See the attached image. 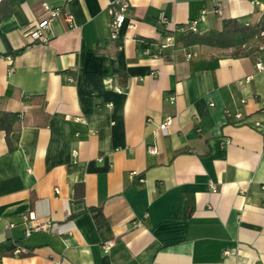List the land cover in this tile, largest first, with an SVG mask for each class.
Here are the masks:
<instances>
[{"label":"crops","instance_id":"1","mask_svg":"<svg viewBox=\"0 0 264 264\" xmlns=\"http://www.w3.org/2000/svg\"><path fill=\"white\" fill-rule=\"evenodd\" d=\"M43 2L71 20L30 46ZM127 2L117 39L120 0L6 6L0 112L19 123L12 150L0 131V264H264V46L233 58L176 31L256 23L264 0ZM27 214L47 228L25 236Z\"/></svg>","mask_w":264,"mask_h":264},{"label":"built area","instance_id":"2","mask_svg":"<svg viewBox=\"0 0 264 264\" xmlns=\"http://www.w3.org/2000/svg\"><path fill=\"white\" fill-rule=\"evenodd\" d=\"M42 7L46 13V16L39 20L34 21L27 27L25 31V37L29 43L30 46H37V45H44L49 41V32L51 28V23L59 18L63 17L64 20L67 22H70L71 16L67 13H64V11L61 8H51L47 3L43 2ZM128 2L127 0H120V6L117 11H111V39H117L118 30L123 25L126 19V12L128 10ZM212 13L216 16L221 17L222 12V6L221 4H217L214 9L212 10ZM168 23L167 17L165 16L164 12H160L157 18V24L161 28L162 31L165 28L166 24ZM247 25V24H246ZM176 31L180 33V35L185 36L191 33H197L198 32V21L192 20L189 23L185 25H180L177 27ZM174 45V37L170 34H167L163 38V43L161 44L162 48H166L169 46ZM187 58H190V55H187ZM256 68L258 70H262V66L260 63L256 64ZM252 77H247L241 82L248 83ZM116 91H120V89L116 88ZM171 100H173V97H171ZM234 118L237 120V123H243V115L241 112H236L234 114ZM172 123V118L168 117L166 118L158 127L159 131L165 135L167 133L168 127ZM255 126H259V123H255ZM151 153L155 152L154 148L150 149ZM32 217L30 215H23L22 216V223L25 225V236H29L32 232L44 230L47 228V225L44 223H32L31 222ZM9 226H13V224H10ZM112 241L105 242L103 244V249L105 252H107L112 247ZM226 255L229 254V252H225ZM59 264V263H55Z\"/></svg>","mask_w":264,"mask_h":264},{"label":"trees","instance_id":"3","mask_svg":"<svg viewBox=\"0 0 264 264\" xmlns=\"http://www.w3.org/2000/svg\"><path fill=\"white\" fill-rule=\"evenodd\" d=\"M24 0H0V20L7 15L6 6L12 2ZM184 47L208 46L221 51H228L233 58L245 57L254 49L264 46V14L256 23L245 25L236 20H223L220 30H209L205 33H191L180 38ZM18 114L0 112V131H4L12 150L9 136L17 130Z\"/></svg>","mask_w":264,"mask_h":264}]
</instances>
